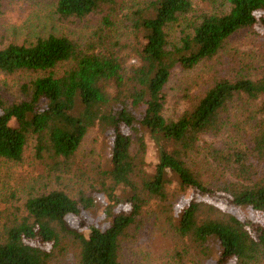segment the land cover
<instances>
[{
    "label": "trees",
    "instance_id": "16d2710c",
    "mask_svg": "<svg viewBox=\"0 0 264 264\" xmlns=\"http://www.w3.org/2000/svg\"><path fill=\"white\" fill-rule=\"evenodd\" d=\"M192 1L131 0L123 13L130 40L121 44L100 36L82 46L54 33L0 44V73L27 75L14 84L16 94L0 87V160L20 162L32 139L37 158L60 171L89 131L108 141L99 188L89 196L48 188L14 207L0 226V264H54L67 253L76 264H120L121 243L152 201L174 233L199 250L190 264H204L212 243L214 264L264 261V66L257 75L218 76L171 116L164 95L173 70L210 61L242 30L264 34V0H221L223 8L211 6L170 40L169 28ZM117 6L118 0H55L54 12L63 19L98 15L106 33ZM233 111L250 128L243 142L227 128ZM204 137L209 141L201 143ZM148 151L155 158L150 172L143 167ZM188 195L175 218L173 203L175 209ZM97 202L107 220L102 227L81 216Z\"/></svg>",
    "mask_w": 264,
    "mask_h": 264
},
{
    "label": "rangeland",
    "instance_id": "374dc122",
    "mask_svg": "<svg viewBox=\"0 0 264 264\" xmlns=\"http://www.w3.org/2000/svg\"><path fill=\"white\" fill-rule=\"evenodd\" d=\"M130 1L118 0V6L111 16L113 23L107 28L109 32L100 33L98 15L81 20L60 18L54 12L55 0H0V44L7 41L24 43L49 33L66 35L82 46L91 40H94V43L97 42V37L100 36H106L111 41L117 39L121 44L130 40V36L127 35L129 24L123 14L127 13ZM220 1L193 0L192 10L169 28V39L177 40L181 32L188 30L199 15L211 6L223 8ZM94 30L99 34H94ZM134 62V59H130L127 65ZM263 66L264 34H256L250 29L237 32L229 39L218 56L210 61L202 62L190 70H173L164 87L165 114L171 116L184 109L198 90L204 89L218 76L235 73V71L257 75ZM23 75L24 73L21 76L0 73V87L6 92V96L17 93L18 87L14 84L21 82L19 81L21 78L22 81L26 80L27 75ZM230 119L227 125L230 134L241 142L247 140L250 128L244 120V115L233 111ZM203 141L209 140L204 137L201 143ZM33 143L34 141L30 139L20 162L0 160V226L8 214L14 213V207L21 206L26 195L32 191L63 188L76 198L81 193L89 196L91 189L99 188L96 177L107 156L108 141L104 135L94 130L89 131L69 166L59 165L60 171L52 168L48 160L37 158ZM147 154L144 157L143 167L150 172L155 158L149 151ZM11 192H13V199L10 198ZM96 198L101 200L103 197L98 194ZM188 198L189 195L180 197L175 202V209L173 203L175 218L185 207ZM217 206L221 210L225 208L224 204H217ZM160 208V204L152 201L145 208L146 213L138 225L130 229L120 246V264H190L193 259H199V250H196L187 239L180 238L174 233L173 227L168 225L164 215L160 213ZM103 210V204L97 202L96 208L83 210L81 216L86 221L102 227L107 223V220L103 218ZM235 211L255 221L261 219L260 215L248 210ZM212 245V253L204 258V264H214L216 261L218 251L216 245L213 243ZM54 264H76V262L71 253H67ZM254 264H264V261L261 263L255 261Z\"/></svg>",
    "mask_w": 264,
    "mask_h": 264
}]
</instances>
